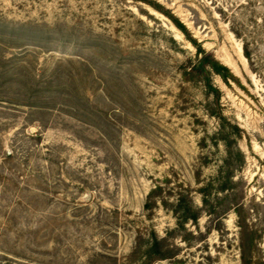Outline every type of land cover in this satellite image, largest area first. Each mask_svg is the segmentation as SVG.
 Instances as JSON below:
<instances>
[{
	"label": "rangeland",
	"instance_id": "1",
	"mask_svg": "<svg viewBox=\"0 0 264 264\" xmlns=\"http://www.w3.org/2000/svg\"><path fill=\"white\" fill-rule=\"evenodd\" d=\"M211 112L243 130L241 220L203 211ZM252 237L264 264V0H0V264H242Z\"/></svg>",
	"mask_w": 264,
	"mask_h": 264
},
{
	"label": "trees",
	"instance_id": "2",
	"mask_svg": "<svg viewBox=\"0 0 264 264\" xmlns=\"http://www.w3.org/2000/svg\"><path fill=\"white\" fill-rule=\"evenodd\" d=\"M178 27L182 30L184 34L188 33L187 28L178 22ZM239 36V34L236 32ZM193 45H198L195 40L192 38ZM199 51L204 50L199 48ZM245 56L248 60H251V55L245 46ZM212 71L219 75L226 83L230 80H236L235 76H233L230 69L220 62L213 60L211 62ZM207 87L214 91L216 95V100L219 101L221 97V92L219 89L214 88L213 85L209 82ZM211 116L215 117L219 121L220 129L215 135L216 142H222L226 148V157L223 160V165L220 167L218 176L206 183L202 188L199 189V194L202 197L203 202V211L211 216V217H218L221 219V212L218 210L219 208L214 206L213 197H219V195L225 194V197L230 202V211H234L238 218L242 219V210L244 209V205L238 199V189L237 185L238 182L236 180V173L241 172L245 165H246V156L240 148L239 141L243 138V130L237 124H232L221 112H211ZM156 191H153L149 195V202L147 204V209L151 207V200L156 196ZM231 200V201H230ZM175 217L178 222V226L180 228H185V226L189 223H193L195 225L198 224L200 219V210L197 209L193 203H190L189 200L185 198H181L178 201L177 210L174 211ZM240 227L243 229L242 222H239ZM253 236V235H252ZM252 241L250 242V247L246 245V240H241V262L242 264H258L253 262L252 259V248L255 247L254 241L255 238L252 237ZM150 248L147 252V258L149 261H156V260H165L169 259L167 254L157 251L161 250V243L156 236L153 234L151 240ZM158 255V256H157Z\"/></svg>",
	"mask_w": 264,
	"mask_h": 264
}]
</instances>
